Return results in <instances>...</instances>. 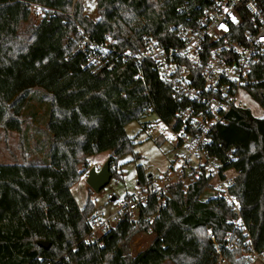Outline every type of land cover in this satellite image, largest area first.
Returning a JSON list of instances; mask_svg holds the SVG:
<instances>
[{
	"label": "trees",
	"instance_id": "16d2710c",
	"mask_svg": "<svg viewBox=\"0 0 264 264\" xmlns=\"http://www.w3.org/2000/svg\"><path fill=\"white\" fill-rule=\"evenodd\" d=\"M206 1L96 0L99 17L93 21L83 12V0H0V128L23 137V130L39 120L42 105L40 117L46 119L44 134L49 137L43 160L0 163V264H46L65 253L71 264H217L219 256L231 264H250L240 257V249L224 247L234 211L219 197L201 199L208 186L204 177L185 193L179 184L172 186L152 222L148 216L157 208L154 194L136 213L124 214L86 245L81 240L90 231L95 204L87 198L79 206L70 190L84 174L87 158L100 152H111V177L120 176L117 158L135 154L134 137L125 126L139 121L149 104L166 121L177 108L151 61L141 65L142 78H135L138 66L131 60L96 73L83 67L78 27L96 40L109 33L120 50H138L143 34L178 45L176 27L191 23ZM30 3L54 12L34 24ZM251 93L264 111V97L254 89ZM33 99L37 106L31 105ZM230 148L234 159L228 165L240 170L232 191L240 200L252 247L263 252L264 117L233 107L225 123L214 129L211 151L222 156ZM136 172L137 186H147L152 175L140 164ZM137 231L153 237L130 255L128 240ZM37 240L50 242L49 248L38 246Z\"/></svg>",
	"mask_w": 264,
	"mask_h": 264
},
{
	"label": "built area",
	"instance_id": "2783aa9c",
	"mask_svg": "<svg viewBox=\"0 0 264 264\" xmlns=\"http://www.w3.org/2000/svg\"><path fill=\"white\" fill-rule=\"evenodd\" d=\"M28 9L34 24L54 12L37 3H30ZM68 15L73 16L72 12ZM175 30L178 45L163 44L143 34V45L132 51L118 49L109 33L96 40L78 27V50L85 56L83 67L96 73L112 69L119 61L131 60L138 66L135 78H142L141 65L151 61L177 103L170 121L163 119L151 104L139 120L147 137L167 139L171 144L173 155L167 171L152 177L147 186H138L136 192L114 196V209L107 214L94 209L89 216L90 231L81 242L86 245L97 241L124 214L136 213L150 194L157 198L156 211L148 216L152 222L165 206L172 186L179 184L185 193L189 185L204 177L208 180L205 190L214 193L209 198L219 197L234 211L224 247L240 249L245 262L264 264V251L252 247L240 200L232 191L240 171L228 165L234 159L232 148L222 156L211 151L216 126L225 123L233 107L246 108L240 94L252 97L261 106L251 90L264 97V0H207L191 23ZM145 94L148 95L147 90ZM167 132L172 135L168 137ZM91 167L98 170L101 163L92 164L87 158L85 177ZM210 238L214 241L212 235ZM224 262L219 256L217 264ZM46 264H71V260L65 253Z\"/></svg>",
	"mask_w": 264,
	"mask_h": 264
},
{
	"label": "rangeland",
	"instance_id": "374dc122",
	"mask_svg": "<svg viewBox=\"0 0 264 264\" xmlns=\"http://www.w3.org/2000/svg\"><path fill=\"white\" fill-rule=\"evenodd\" d=\"M31 22L34 23L32 21V18ZM239 98L242 100L244 107L249 109L253 116L264 117V111L262 110V107L252 97L240 94ZM30 103L31 105L37 106L36 99H33ZM38 110V125H42L46 120L43 115L40 117V115L43 113V106L40 105ZM0 130L3 134L10 133L9 147L12 152V155L9 156L8 153H5L3 151V145L1 141L2 135L0 132V163H8L9 161L21 162L22 160L27 158H29L30 160L38 161L43 160L44 156L48 155L49 145L46 137H42L43 135H39L40 137L38 139H40V142L43 143V145H41V149L45 152V154H43L44 156L42 157H36L34 156V154L25 155L20 153L18 135L15 132L6 131V129L3 128H0ZM125 130L129 136L134 137L133 141L135 154L126 153L117 158L115 165L116 171L119 172L120 176L111 177L107 185H105L99 192H93L92 190H90L91 192L89 191V187L85 182L86 177H84L85 175L83 174L72 187L74 198L79 206H82L86 199L90 198L94 202L95 209L98 212L107 214L114 209V204L110 200L111 196H122L136 192L138 190V186L136 183V166L138 164L142 165V167L144 168V172L146 174H151L152 177H158L167 171L170 159L173 155L171 144L167 139L163 140L162 138L147 137L142 129L141 122L137 120H133L128 123L125 126ZM34 135L35 134L31 132L28 135L27 140H23L21 143L22 145L26 144V149L29 150V152L27 153H31L32 147H38L36 144L39 140L34 138ZM171 135L172 134L170 132H167L168 137ZM110 156V151H104L99 155L92 157L91 162L92 164L101 163L102 165L103 162ZM213 195L214 193L210 190H205L201 194V199L206 200ZM152 237L153 234L149 231H137L133 233L128 240L129 254L134 255L138 251L147 247ZM163 264L174 263L167 260ZM223 264L231 263L224 262Z\"/></svg>",
	"mask_w": 264,
	"mask_h": 264
},
{
	"label": "crops",
	"instance_id": "0c3cea01",
	"mask_svg": "<svg viewBox=\"0 0 264 264\" xmlns=\"http://www.w3.org/2000/svg\"><path fill=\"white\" fill-rule=\"evenodd\" d=\"M83 12H84V14L86 16L91 18L93 21H96L98 19V17H99L98 13H97V9H96V0H83ZM38 123H39V121L34 120V122L29 127H27V129H24L23 133H22L23 137L20 136V132H16V131H12V130H6V131L15 132L18 135V140H19V145H20L19 149H20V153L21 154H25V155L34 154V156H36V157L44 156L43 154H45V152L41 149V145H43V143L40 142L41 140L38 139V138L41 135H43L42 137H46V139H48L49 137L45 136V134H44L45 123H43L42 125H38ZM0 132H1V135H2L1 141H2V145H3V151L5 153H8L9 156H11L12 152H11L10 147H9V135H10V133H4L3 134L1 130H0ZM31 132H33L35 134L34 138L39 140L37 142V144H36L38 147H35V148L34 147H32V148L30 147L32 151H31V153H27V152H29V150L26 149V144L22 145L21 143H22L23 140H25V141L27 140L28 135ZM26 134H28V135H26ZM100 153H102V152H100ZM100 153L95 154V155H91L88 158L95 157V156L99 155ZM27 159H29V158H27ZM8 163H10V161ZM97 164H99V163H97ZM72 187H73V185L70 187V190H71V192H72V194L74 196Z\"/></svg>",
	"mask_w": 264,
	"mask_h": 264
},
{
	"label": "water",
	"instance_id": "95a60500",
	"mask_svg": "<svg viewBox=\"0 0 264 264\" xmlns=\"http://www.w3.org/2000/svg\"><path fill=\"white\" fill-rule=\"evenodd\" d=\"M110 164L111 159L108 158L103 162L100 169L96 170L94 167H91L87 171L85 182L93 192H99L109 182L111 178ZM113 199L114 196H111L110 200L112 201ZM36 243L38 246L43 247L44 249H48L50 246V242L45 240H37Z\"/></svg>",
	"mask_w": 264,
	"mask_h": 264
}]
</instances>
